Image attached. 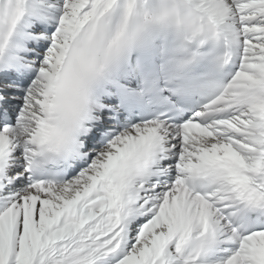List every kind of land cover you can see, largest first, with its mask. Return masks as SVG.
Masks as SVG:
<instances>
[{"label":"snow or ice","instance_id":"obj_1","mask_svg":"<svg viewBox=\"0 0 264 264\" xmlns=\"http://www.w3.org/2000/svg\"><path fill=\"white\" fill-rule=\"evenodd\" d=\"M0 264H264V0H0Z\"/></svg>","mask_w":264,"mask_h":264}]
</instances>
